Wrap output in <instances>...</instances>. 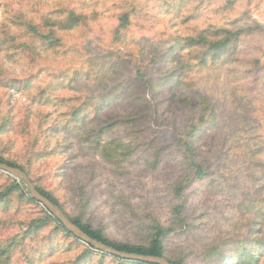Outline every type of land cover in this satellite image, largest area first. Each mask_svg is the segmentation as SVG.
Here are the masks:
<instances>
[{"label":"rangeland","instance_id":"obj_1","mask_svg":"<svg viewBox=\"0 0 264 264\" xmlns=\"http://www.w3.org/2000/svg\"><path fill=\"white\" fill-rule=\"evenodd\" d=\"M221 28L241 35L219 55L187 44ZM202 116L190 165L177 132ZM0 130V156L110 241L161 226L180 264H264V0H0ZM20 192L0 264H144L29 230L44 210Z\"/></svg>","mask_w":264,"mask_h":264},{"label":"trees","instance_id":"obj_2","mask_svg":"<svg viewBox=\"0 0 264 264\" xmlns=\"http://www.w3.org/2000/svg\"><path fill=\"white\" fill-rule=\"evenodd\" d=\"M120 20H121V22L119 23V26L122 27V26H124V21L126 19H125V17H121ZM72 22H74L73 19H72ZM26 29L29 32H31L32 30H35V28L32 27V25L29 24L28 22L26 25ZM216 33L218 36L210 38V39L206 38L205 35H199L197 38H192L191 40H189L187 42V44L188 45H199V44H201L202 48H206V50H208L209 52H212V56H214V55H219L220 52L226 50L229 45L232 46L233 40L237 39L238 36L241 35V33L238 31L232 32V31H228L227 29H223V28L218 29L216 31ZM38 37H39V39L38 38L37 39H38L39 43L42 41H46V39H48V35H46L44 33H38ZM35 38H36V35H35ZM49 40H52V39H49ZM115 67H120V65H117V63H116ZM203 122H205L203 116L200 117V119L198 121H193L192 119H190L189 122L187 124L183 125L182 129L177 132V135H178L177 144L181 148L183 156L185 157V159H187V162H189L190 165H194V163H195L194 157H195V153H196L195 147H193L192 136H194V131L197 129V126H199ZM99 131H101V129H99ZM0 133H1V130H0ZM0 163H4V164H7V165L12 166V167H17L20 170H22L28 176L30 181L35 186V188L43 196L47 197L52 203H54L56 206H58L59 209L66 215V217L71 220V222H73L75 225H77L83 232H85L91 238L96 239V240H98V241H100L106 245H109V246H111V247H113L119 251L135 253V254H142V255H154V256L164 257L171 264H180V261L170 260L165 256L162 238L166 234L165 231H167V230L163 229L161 226L155 227L154 233H152V235L150 236L149 242L146 245H129V244L112 242L107 237H105L101 233V231L93 228L90 224L85 223L78 213H72L71 214L70 211H67L66 208L59 201V199L52 192H50L49 190H46L45 188L38 185L36 183V181L30 177L28 171L24 167L18 165L14 161H10V160L5 159L2 156H0ZM1 172H3V171H1ZM182 188H183V186L180 183H178V186L176 188V194L177 195L180 194ZM23 189H25V193L22 191ZM14 190H21L20 193L23 195V197H26L30 202H33V203L40 205L41 208L44 210V214L42 217H40L36 220H33L31 223H29V226L27 225V228L29 230H36V229L42 227L44 225V223H47L49 220H51L58 226V228H60L62 230V232L64 234L72 237L73 239L80 241L72 233H70L64 227V225L53 214H51L40 203H38L34 198L31 197L30 192L28 190V187L26 186V184L21 179L17 180V178L15 179V177H14V179L12 180L11 186H8L3 191L0 190V204L4 203L5 200L8 198V196L11 195L12 192H14ZM176 210L179 214L181 207L177 208ZM33 222H34V225H32ZM28 229H27V231H23L24 235H23V237L20 238V240H17L18 234L13 235L14 236L13 239L16 240L15 241L16 243H15V246L13 249H15L16 247L20 248L23 245V240H25L26 236L31 232V231H28ZM80 242H82V241H80ZM83 244L86 245L89 249L95 250L90 245H87L85 243H83ZM261 246L264 247V244ZM95 251L101 253L102 255L109 256L112 258H117V259L124 260V261H132V260L122 259V258H119L117 256L110 255L108 253L101 252L98 250H95ZM249 252H250L249 248H246V247L239 248L238 251H236V255L238 257V260L243 259V257H244L243 255H245L247 258L251 254ZM0 262H1V259H0ZM133 262L150 264V263L140 262V261H133Z\"/></svg>","mask_w":264,"mask_h":264},{"label":"water","instance_id":"obj_3","mask_svg":"<svg viewBox=\"0 0 264 264\" xmlns=\"http://www.w3.org/2000/svg\"><path fill=\"white\" fill-rule=\"evenodd\" d=\"M0 170L14 176L17 179H21L28 187L32 198H34L45 209H47L51 214H53L64 225V227L76 238H78L83 243L90 245L95 250L105 252L126 260L140 261L150 264H171L164 257L119 251L109 245H106L96 239L91 238L89 235L83 232L77 225L71 222V220L66 217V215L59 209L58 206L52 203L47 197L43 196L35 188L28 176L22 170L4 163H0Z\"/></svg>","mask_w":264,"mask_h":264}]
</instances>
